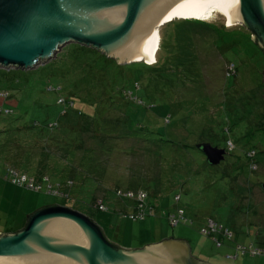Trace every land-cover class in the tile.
<instances>
[{"label":"rangeland","instance_id":"obj_1","mask_svg":"<svg viewBox=\"0 0 264 264\" xmlns=\"http://www.w3.org/2000/svg\"><path fill=\"white\" fill-rule=\"evenodd\" d=\"M204 17L175 18L159 27L160 40L152 63L161 59L163 66L168 67L161 81L155 80L147 70L151 67L140 61L121 63L119 69L124 74L116 76L117 84L126 83L133 96L142 98L141 103L130 97H118L122 111L117 106L99 111L106 101L97 95L98 106L83 109L85 113L95 112L98 119H119L121 126L115 134L121 138L107 139L108 143L115 142L107 158L100 151L97 137L88 130L84 148L93 147L99 163L95 158L94 173L82 183L77 179L80 174L77 178L74 175V179L69 175L78 169L82 148L74 151L70 161L69 156L68 160L64 157V150L51 145L45 150L55 152L62 160L51 154L41 159L43 149L38 138L35 145L19 144L29 142L26 131L38 132L46 128L45 124L61 119L64 106L56 102V97L66 90L49 86L63 84L58 82L61 78L58 73L63 76L64 66L71 67L78 55L86 60L87 46L81 48L83 44L69 42L55 56L41 60L37 67L0 65V90L9 92L7 98L1 99L2 104L14 108L10 114L0 113L1 232L22 228L28 213L54 202L86 213L100 224L106 237L125 247H141L169 236L184 235L190 240L192 254L210 264H264V253L252 254L250 250L242 252L237 248V243L258 245L254 235H264V130L256 126L264 112V50L241 23L228 25L213 17L203 20ZM90 51L104 54L95 48ZM82 66L85 73L88 69ZM234 70L235 76H225ZM134 80L139 87L134 86ZM76 82L74 79L73 84ZM82 84L85 87L83 81ZM73 91L72 97L80 100L79 90ZM165 116L169 117L167 121ZM87 123L90 125V118ZM142 126L152 128L156 135L153 138L142 135L145 132L139 130ZM124 128L130 129L131 136L151 140L126 138L128 132ZM157 137L172 141H160ZM203 141L224 147L227 152L224 159L213 165L206 161L205 155L193 146ZM182 143L187 146H181ZM246 148L250 151L245 155ZM18 159L25 166L17 164ZM39 159L42 162H37ZM252 159L258 165L254 170L248 166ZM27 162H36L40 169L50 166L48 174L56 173L50 180H62L63 186L60 184L57 189L63 193L57 196L47 192V181L37 177L43 186L40 190L5 178L9 165L32 174L33 168L28 169ZM66 178L74 180L69 188ZM115 186L142 187L148 193L147 203H152L156 212L137 220L119 214L113 206L127 210L134 201L116 198ZM66 193L69 196L65 197ZM93 194L103 196L110 209L93 208ZM175 194H180L178 201ZM177 206L184 208L187 221L170 224L165 212H175ZM209 217L230 227L233 236L221 237L223 242L216 244L213 237L201 234L199 226Z\"/></svg>","mask_w":264,"mask_h":264},{"label":"water","instance_id":"obj_2","mask_svg":"<svg viewBox=\"0 0 264 264\" xmlns=\"http://www.w3.org/2000/svg\"><path fill=\"white\" fill-rule=\"evenodd\" d=\"M181 13L240 20L264 50V0H0V65L37 67L69 42L118 63H152L156 28ZM196 147L210 164L227 153L207 141ZM0 264L210 263L195 258L186 239L178 237L122 246L86 213L51 203L28 213L22 228L0 231Z\"/></svg>","mask_w":264,"mask_h":264},{"label":"trees","instance_id":"obj_3","mask_svg":"<svg viewBox=\"0 0 264 264\" xmlns=\"http://www.w3.org/2000/svg\"><path fill=\"white\" fill-rule=\"evenodd\" d=\"M78 47L79 46L77 45V48ZM80 47L84 48L85 46L81 45ZM91 49H94V48H92L90 46L86 47V51H87L86 60H85V58H83V56L80 57V55H78L77 56L78 59H76L73 62L74 66L73 65L71 67L64 66L63 76L61 75L62 73L61 74H60V72L58 73V76L61 77L58 80V82L62 81L63 84L58 83L57 86H52V85L49 86V89H54V90L59 91L61 88L62 89L65 88V90H66V92H65L66 94L60 93L56 97V102L63 104V106H64V109L60 113V116H62L61 119H58L54 122H49L48 124H45L46 128H44L42 130H38V132L26 131V133L27 132L29 133V134H27V136H28L27 138L29 139V142L25 143V144H19L20 146H25V145L28 146L30 144L35 145V144H38V143H35L36 138H38L41 140V143H39V144H40L41 148L43 149V151L41 152L42 153L41 159L45 158L44 157L45 154H49V155L51 154L52 156L54 155L55 157H57L59 160H62L61 158H59L60 156H57V154L55 152L45 150V148H47V146L51 145L52 147L54 146V147H57L59 149L64 150V153H63L64 157H67V160H68V156H69L70 161L73 159L72 156H73L74 151L82 148V150H81V152H82L81 161H79L78 164L76 165V167L78 169H76L75 172L69 174V175H72L73 179H74V175H75V178H77L80 174V176L77 178L80 180V183H82L88 176H92V173H94V172H92V170H93V164H95V160H94L95 158H97V160H98L97 163H99V158L95 155L93 147L90 148L89 150L84 148L85 147L84 145H85L86 133L88 132V130H92V132H93L92 135L97 137L99 143L101 144L100 151H102L104 154H107L108 155L107 158L109 156H111L110 147L113 146L115 143V142L113 144L108 143L107 139L109 137H113V139L121 138V136H117V134H115L121 126V124H120L121 122L119 119L117 121H112L113 119H111V118H105V117H100V116H99L100 118L98 119L94 114L95 112L89 114L88 112L85 113V111L83 109L87 110L89 107L91 108V106L97 107L98 102L100 101V100H97V98H95V97H97V95L102 96L101 98H103V101H106V104H105L106 106L101 105L99 108V111L101 109L106 111V109H108L112 106L113 107L117 106L120 109L121 107L118 106L119 103L117 101L118 97H120V98L130 97L132 99H137L138 102H140V103L142 102V98H138V96H136V95L133 96V90H131L132 88L128 87L126 83H123L121 85L117 84L118 78L116 76L120 77V73L124 74V71L119 69L121 63H118L114 58L105 56V54H101V56L99 55V52L94 54V51H90ZM79 58L83 61V63H82V61H80ZM96 61H98V62H96ZM132 62H139V61H132ZM140 62L144 63L147 67L148 66L151 67L150 69H147V70H149L148 73L151 74L153 76V78L157 81L162 80L163 71H166L168 69V67L163 66L164 61H162L161 59H159V61H157L155 63H146L142 60H140ZM232 63H233V67H235V70H236L235 63L234 62H232ZM83 64H84L85 68L88 69L85 72L87 74L83 73V70H84V67L82 66ZM235 70L233 71V73L227 72V75H225V76L226 77H230L231 75L235 76L236 75ZM154 72H156V74ZM74 79H76L77 82L73 84ZM82 81L85 84V87L83 86ZM79 83L82 84V87L81 86L78 87ZM76 86H77V88L73 89ZM134 86L139 87V83L137 80H134ZM73 90H79V91H77V94L80 95V97H81L80 100L76 101L72 97V95L74 93ZM8 96H9V92L7 90H0V101H1L0 102V113L10 114V113L14 112V108L12 106L2 104L1 99L7 98ZM74 107H76V108H74ZM120 110L122 111V109H120ZM123 116H124V113H123ZM86 117H88V119L90 118V125H88V123H87L88 119L83 121V119ZM164 119L167 121L169 119V117L165 116ZM114 120H116V118ZM259 121H260V123L257 122L256 126L259 128H263L262 130H264V112L262 113L261 119ZM35 125H38V123H35ZM35 125H31V126H35ZM107 125H108V127H106ZM124 129H122V130H124ZM139 130L145 131V132L141 133L144 136L146 134H148V136L153 138L154 137L153 135H156L154 133V131H152L153 130L152 128L148 129V128L142 126V129H139ZM124 131L128 132L127 134L124 132V134H126L124 137H126V138L135 137V138L145 139V138H141L140 135L131 136L130 135L131 133H129L130 129H128V128H126ZM151 138L147 137L145 140L149 141V140H151ZM157 138H159V137H157ZM147 139H149V140H147ZM162 139H163V141H167V142L172 141L170 138H167V137H163ZM162 139L159 138L160 141ZM225 141H228V140L224 139V142ZM207 142H209V141H207ZM229 142H231V140ZM14 143L18 144L17 142H14ZM210 143L213 145H217V146L221 147L219 144H214L212 142H210ZM159 146H160V144H159ZM181 146H183V147L187 146V143H182ZM193 146L196 147V144ZM252 147L253 146H250L249 148H252ZM249 148L245 149V151H244L245 155L247 154V152L250 151V150H248ZM197 149L200 152H202L198 147H197ZM41 159H39L37 162H39V163L42 162ZM17 162H19L17 164H19L21 166H25V162L23 160L18 159ZM35 163L36 162H34V163L32 162V163L28 164V162H27L28 169L33 168L32 174H29L28 170L21 171L18 168L14 167L13 165H9L8 166L9 169L7 170V172L5 174V178L7 180H10L14 184L20 185L16 182L12 181V176L10 174L11 173L10 169H12L15 172L19 173V175L26 174L28 177H33V178L37 177L38 180L43 179V180L47 181L48 184H51L52 185L51 187H53V188H55V187L60 188L61 187V185H62L61 181L62 180H60L59 178H57L54 182H52L50 180L51 175L56 174V173L51 174V175L48 174V172L50 171L49 170L50 166H46V167H44V169H40V168H38V166ZM234 165L236 167L240 166L237 163H235ZM101 166L104 167L102 164H101ZM248 166H249V169L254 170L258 166L257 161L253 160V159L250 160ZM46 168H47V170H45ZM89 170H91V171H89ZM31 171H32V169H31ZM54 171L57 172V170H54ZM69 175H67L66 177H68ZM45 177H46V179H45ZM94 180H99V178L94 177ZM248 180L251 181L250 179H248ZM73 181L74 180H72V179L66 180V182L69 183L67 185L68 188L73 185ZM21 186H25V185L21 184ZM41 188H43V186ZM40 189H38V190H40ZM47 189H48V187L46 185L45 190L47 191ZM118 189H124L125 190V189H134V188L115 186L113 188L115 195H116V191ZM135 189H143V188L137 187ZM143 190H145V189H143ZM50 193L55 194L57 196H60V194H58V193H63V192L58 189L57 193H53L52 191H50ZM67 194L68 193H66L65 197L69 196V194L68 195ZM147 195H148V193H147ZM176 195H178V198H176ZM116 198L124 200V198L118 197L117 195H116ZM125 199H127V198H125ZM174 199L176 201H178L180 199V194H175ZM99 203H102L105 206V208H103V209L99 208ZM146 203H147V200H146ZM48 204H51V203H48ZM148 204L153 205L152 203H148ZM91 205L93 206V208H95L97 210H101V211H108L110 209V205L105 201L103 196L98 197V195H94V194L92 197V204ZM126 206H127V204H126ZM113 207H114V208H112L113 210H115V211L118 210L117 212L119 214L126 215V216H129L128 214H129L130 210H134V205L131 207V209H127V210H125L123 207H119V208H117L118 206H113ZM127 207H129V206H127ZM154 210H155V208H154ZM154 210H153L152 214H154L156 212ZM167 213L168 212H165V214H167ZM147 215H151V214H147ZM209 219H213V218L209 217ZM213 220L216 221L215 219H213ZM26 222H27V220H26ZM216 222L222 224L221 222H218V221H216ZM205 224H203V225H205ZM203 225H201V226H203ZM222 225L224 227H228L227 225H224V224H222ZM228 228H230V227H228ZM2 231L5 232V231H13V230L8 229V230H2ZM14 231H16V230H14ZM246 232H248V228L246 229ZM208 236L213 237V239L215 238L214 236L209 235V234H208ZM232 236H233V234H232ZM221 237L222 236H219V239H221ZM231 237H229V239ZM214 241H215V243H217L216 241H219V240L214 239ZM254 241L257 242L258 245H260L261 247L264 248V235L261 237L260 236L256 237V235H254Z\"/></svg>","mask_w":264,"mask_h":264},{"label":"built area","instance_id":"obj_4","mask_svg":"<svg viewBox=\"0 0 264 264\" xmlns=\"http://www.w3.org/2000/svg\"><path fill=\"white\" fill-rule=\"evenodd\" d=\"M12 181L18 183V184H24L26 187L32 188V189H40L42 187L41 182H37L35 178L28 177L26 174H21L15 172L14 170L10 169ZM46 179V177H45ZM51 184H47V192L52 191L53 193L58 192V187H51ZM59 186V185H58ZM116 195L121 198H127L132 199L134 201V210L129 211V217L137 220V219H143V217L147 214H152L154 210L153 205H149L146 203L147 198V192L143 189H118L116 191ZM176 198H178V195H176ZM99 208L103 209L105 206L102 203H99ZM176 211H168L166 214L167 219L170 224H176L180 221L184 222L187 221L186 217L184 216L183 208L182 207H176ZM174 211V210H173ZM199 232L203 235H212L214 236L216 241V244H221L222 239H219V236L226 237L229 239V237L232 236L233 231L228 228L224 227L222 224L217 223L213 219H208L205 225L199 227ZM237 248H240L243 251L250 250L252 254H261L264 253V248L260 245H253L252 243H249L246 245H241L237 243Z\"/></svg>","mask_w":264,"mask_h":264},{"label":"bare ground","instance_id":"obj_5","mask_svg":"<svg viewBox=\"0 0 264 264\" xmlns=\"http://www.w3.org/2000/svg\"><path fill=\"white\" fill-rule=\"evenodd\" d=\"M201 16H204V15H201V14H196V13H181L180 15L178 14H174L173 16L171 15V17H174V18H185V19H189V18H198L200 19ZM240 20H237V21H234V22H227V24L229 25H233L235 23H239ZM158 31L159 29L156 28V36H155V39L152 43V56H153V59L155 58V53L157 52V46H158V43H159V40H160V35L158 34ZM140 58H144V56L142 55L141 57H137L135 59H140ZM152 62V61H151Z\"/></svg>","mask_w":264,"mask_h":264},{"label":"crops","instance_id":"obj_6","mask_svg":"<svg viewBox=\"0 0 264 264\" xmlns=\"http://www.w3.org/2000/svg\"><path fill=\"white\" fill-rule=\"evenodd\" d=\"M173 237V236H172ZM178 238H183V239H186V241L189 243V245L191 244L190 243V240H189V238L188 237H186V236H179ZM190 248H191V254H192V245H190ZM193 255V254H192ZM194 256V255H193ZM195 258H198L197 256H194Z\"/></svg>","mask_w":264,"mask_h":264},{"label":"clouds","instance_id":"obj_7","mask_svg":"<svg viewBox=\"0 0 264 264\" xmlns=\"http://www.w3.org/2000/svg\"><path fill=\"white\" fill-rule=\"evenodd\" d=\"M205 17H207V16H205ZM205 17H204V19L203 20H205ZM201 20V19H200Z\"/></svg>","mask_w":264,"mask_h":264},{"label":"flooded vegetation","instance_id":"obj_8","mask_svg":"<svg viewBox=\"0 0 264 264\" xmlns=\"http://www.w3.org/2000/svg\"><path fill=\"white\" fill-rule=\"evenodd\" d=\"M222 239V238H221ZM228 239V238H227ZM222 242H223V239H222Z\"/></svg>","mask_w":264,"mask_h":264}]
</instances>
